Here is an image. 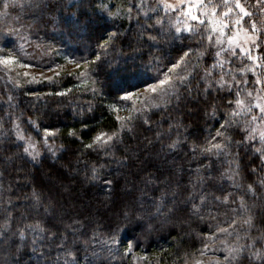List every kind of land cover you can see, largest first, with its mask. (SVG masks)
<instances>
[{
  "label": "trees",
  "instance_id": "16d2710c",
  "mask_svg": "<svg viewBox=\"0 0 264 264\" xmlns=\"http://www.w3.org/2000/svg\"><path fill=\"white\" fill-rule=\"evenodd\" d=\"M132 2L38 0L62 32L71 58L85 70L52 81L14 82L11 90L0 81V226L7 207L17 220V213L31 217L25 224L38 220L64 234L76 228L77 235H70L78 247L74 264H187L209 245L212 234L234 221L237 229L230 239L243 252L236 251L225 264H264L248 255L264 253V187L257 183L264 180L263 154L247 143L241 116L234 115L236 105H228L219 88L221 76L233 84L255 85L256 77L264 81V51L258 50L256 62L232 58L221 67L204 23L191 34L176 31L157 3L149 12ZM156 19L162 23L154 24ZM184 52L189 55L181 59ZM175 72L179 76L171 94L158 104L121 99ZM258 88L264 93V83ZM226 120L232 121L227 129L222 127ZM16 122L33 133L56 131L60 154L29 159L15 135ZM217 130L230 138L219 158L203 151L224 143ZM193 181L199 186L193 188ZM189 193H203L207 207ZM241 208L243 218L237 213ZM26 252L24 264L29 255L36 262L30 246ZM0 264H16L7 242L0 244Z\"/></svg>",
  "mask_w": 264,
  "mask_h": 264
},
{
  "label": "rangeland",
  "instance_id": "374dc122",
  "mask_svg": "<svg viewBox=\"0 0 264 264\" xmlns=\"http://www.w3.org/2000/svg\"><path fill=\"white\" fill-rule=\"evenodd\" d=\"M141 2L142 0H134L132 4H137L138 7L146 9L149 12L155 10L156 6L153 5L154 3H157V5L159 4L160 6L157 7L162 9V17L165 16L163 14L168 13L167 17H170L174 26L180 30L186 29L185 21L196 29L200 28L204 23L205 34L207 37H211V43L216 52L220 51L221 48L227 49L229 47L227 38L232 36L237 28L240 29L239 36L237 37L239 41L244 42L246 41L247 35L255 34L259 37L256 42L261 45V49H264V42L261 41V36L264 33L262 30L264 18H259V12L262 11L264 15V0H254L253 2H251V0H240L241 5L248 12L254 13L253 9L257 7L255 12L257 16L252 17L257 25L255 30L251 28L247 16L244 17L241 25L234 27L232 21L236 16L235 14H229V16L226 17L229 21V26L224 29L223 33L216 31V25L214 24V20L220 19L223 12L226 11V8L222 4V0H212L211 4L208 3V0H204V7H198L196 0H187V3L192 6V16L199 15L203 23L192 20L187 15L188 8L186 6L178 5L180 11L174 12L173 9L164 7L163 4H161V0H143V7H141ZM165 2L177 3V0H165ZM260 3H263V5L260 6ZM213 5L219 6L216 8L215 13H209V8ZM228 6L233 7L234 0H229ZM39 7L41 6L38 5V0H0V81L8 90L13 88L11 84L14 82L18 84H32L33 78L35 82L52 81L62 75L80 73L85 70L81 63L71 58L61 42V40L64 39L62 37V32L58 30L53 20L48 19L51 16L49 17V15ZM258 8L260 10H258ZM128 9H131V4L127 10ZM116 15L121 18L118 12H116ZM244 28L248 29L247 34L243 32ZM217 40L221 43L217 44ZM246 46L251 47L252 55L259 54L258 50L250 43H247ZM233 47H235V45H233ZM236 51L239 59L231 56L229 52H221L218 61L222 63L224 61H231L233 58L242 64V62H244L243 57L246 58V56L240 53L239 48H236ZM226 65H228V63H226ZM245 67L247 68L248 66L246 65ZM25 73H27V75H25ZM178 76L177 72H175L171 76L163 79L167 81L165 84H159V82L152 83V85H156V91L149 89L148 85L141 87L131 92V97L135 101L152 100L154 104H158V102L163 101L171 94L172 81ZM47 77H51V79H46ZM233 77H235V75L231 76L232 79ZM87 81L88 79L85 78L84 82L87 83ZM89 85H92V82H89ZM246 88L252 92L251 97H249L245 91H240L239 96L236 97L237 99L243 100L244 106L251 105L252 110L250 115L239 116H241L244 126L247 124L248 127V131H246L247 143L254 146L255 149H260L264 157V142H261L259 139V133L264 131V118L261 117L259 108L255 106L256 104L264 105V93L260 91L258 86L251 85V83H248ZM257 97H259V99H257ZM128 109L129 108L124 109L123 112L126 113ZM235 111L236 113L241 112L242 107L236 106ZM251 116H256L257 119L249 124L248 122L251 121ZM253 127L257 129L256 133H251V128ZM14 129L18 141L24 148H28L27 152L24 151L26 156L33 161L38 160L44 154L58 156L62 150L54 141V136L56 135V131L54 130L43 131L37 128L35 133H33L29 130L27 125H23L20 122L15 123ZM250 135H255L256 139H251ZM21 136L24 137V139H20L19 137ZM237 213L239 218H243L245 215L243 208ZM221 229L225 231L221 232ZM221 229L212 234L209 245L204 247L203 250L187 264H216V262L225 264L234 256V253L239 250L238 242L230 239L237 229L235 228L234 221ZM115 246L129 252L125 244H120L119 242L116 243Z\"/></svg>",
  "mask_w": 264,
  "mask_h": 264
},
{
  "label": "snow or ice",
  "instance_id": "6c2138e0",
  "mask_svg": "<svg viewBox=\"0 0 264 264\" xmlns=\"http://www.w3.org/2000/svg\"><path fill=\"white\" fill-rule=\"evenodd\" d=\"M208 3L211 4L212 0H208ZM161 4H163L164 7L167 8H171L175 11H180V7L179 6H186L188 8V13L187 15L192 19L195 20L199 23H203V21L200 20V16L199 15H195L192 16V6L190 4L187 3V0H177V3H166L165 0H161ZM196 4L198 7H204V0H196ZM222 4L223 6L226 8V11L223 12L222 17L218 20H214V24L216 25V31H218L219 33H223L224 29L227 28L229 26V21L228 19H226V17L229 16V14H235L236 18L232 21L233 26H239L242 24V21L244 19L245 16H247L249 18V22L251 25V28L253 30L256 29L257 25H256V21L252 19L253 17V13L248 12L242 5L240 0H234V6L233 7H229V0H222ZM7 6V5H6ZM157 6H160L159 4ZM219 5H213L211 8H209V13H215L216 8ZM141 7H143V0L141 2ZM238 10V11H237ZM132 10L128 9L127 10V14L131 15ZM152 17H149V19H151ZM139 23V21H137ZM162 21L159 19H156L154 21V24L159 25L161 24ZM186 24V29L190 34L194 31H196L193 26L191 24H188L187 21H185ZM151 30V29H148ZM176 31H180L179 28L176 29ZM244 33H248V29L244 28L243 29ZM240 33V29L237 28L236 31L234 32V34L232 36H229L228 42H229V47L227 49L225 48H221L220 51L215 52V57H220L221 56V52H229L231 54V56L236 57L237 59H239V56L237 54L236 48H239L240 53H242L244 56H246L250 61L256 62L259 57L252 55V49L249 46H246L247 43H250L252 46H254L257 50L260 51H264V49H261V45L259 43H257L256 41L259 39V37L255 34H249L246 36V41L241 42L237 39V37L239 36ZM199 35V33H197ZM207 39L210 41L211 37H207ZM105 43H107V41H105ZM221 42L219 40H217V44H220ZM233 45H235V47H233ZM189 51H192L191 49H189ZM189 55V52H184L183 56L181 57V59H183L184 57H187ZM214 57V58H215ZM230 61H224L221 63V67H223L224 64L229 63ZM173 67H176V65H173ZM245 71L244 68H240L239 72L243 73ZM253 73H255V68L252 69ZM231 74V70H229V73ZM25 75H27V73H25ZM46 79H51V77H47ZM233 80H235V77H233ZM35 82L34 78L33 81ZM167 81L166 80H160L159 84H165ZM255 85L259 86L261 83H264V81H261V79L259 77H256L255 81H254ZM248 84L247 80H243V81H239L236 80L235 84H233L231 81H225L223 79V76H221V79L219 81V88L221 89L225 102L228 105H233V103L236 106H241L242 107V111L239 113H234V115H250L251 114V110H252V106L248 105V106H244V102L243 100L240 99H236L235 101L232 100H228L227 97L232 96V95H236L239 96L240 91H245L246 94L251 97L252 96V92L247 90L246 85ZM148 88L151 89L152 91H156V85H152L149 84ZM185 92L187 94V87L185 88ZM60 95H64V93H59ZM132 93L130 92H125L123 94V96L121 97V99H127L129 97H131ZM257 99H259V97H257ZM256 107L259 108L260 111V115L262 118H264V105L261 104H256ZM213 115H215V113H213ZM118 119H121L120 117H118ZM257 117L256 116H251V121H249L248 123L250 124L251 122L256 121ZM232 121L230 120H226L224 125L222 127H224L225 129H227L230 125H231ZM237 123H239V121H237ZM45 131H48L47 129H45ZM248 131V127L247 124L245 126L244 129L241 130V134H244V132ZM257 129L256 128H251V133H256ZM115 135V134H114ZM101 136H103V134L97 136L95 139L97 141L101 140ZM216 136L221 137L222 140L224 141L223 144L221 143H215L212 144L211 147L204 149L203 151L210 153L214 156H216L217 158H219L223 152H227L228 151V144L230 142V138L225 136V133L217 130L216 131ZM20 139H24V137H19ZM216 137H213V139H215ZM251 139H256L255 135H250ZM113 137L109 136L108 137V141H112ZM259 139L261 142H264V131H261L259 133ZM34 146V145H33ZM176 145L175 143H173L172 145H170V148H174ZM87 147L91 148L92 145H87ZM214 150H221L219 152L214 151ZM257 152H260V149H255ZM24 151L27 152L28 148H24ZM193 151H195V149H193ZM264 158V157H262ZM206 168H211L212 165H206ZM97 168H93L92 172H93V179L97 178L96 177V173H97ZM253 172H255V169H252ZM109 184L111 183V181L108 182ZM193 188L198 187V182L193 181ZM258 184L264 186V180H260L257 181ZM248 190L251 191L252 187L251 185H248ZM189 195L192 196L193 200L199 199L200 201L203 202V206L207 207V199L206 197L203 195V193H201L199 196H195L192 193H189ZM33 199L36 200V210L38 211V202H39V197L34 193L33 194ZM214 199H218L215 198ZM241 202L243 203V197H241ZM8 204H11V200L8 201ZM159 210V209H158ZM47 211V210H45ZM192 211L193 212H197L198 209L196 207V205L193 203L192 205ZM3 217H4V223L2 226H0V244L7 242L8 246L11 248V255L13 257L14 260H16V264H24V256L27 255L26 249L29 248L30 246V250L31 253L36 255V262H33L31 259V256L29 255L28 257V264H74V262L77 259V255H78V247L76 245H72L71 241H70V235L75 237L77 235L76 232V228H73L70 234H64V233H60L59 231H53L51 228H45L42 227L40 224V221H36L35 224L33 223H23L24 220L26 219H30L31 217L25 216L22 213H17V216H20L21 219L17 220L16 217L12 216L11 213L9 212L8 208L5 207L3 213H2ZM121 215H124L125 219H128V216L125 215L123 212H121ZM133 216L136 215V212L132 213ZM246 223L248 221H245ZM76 227H80V223L74 222ZM22 225V226H21ZM53 227H56L55 225H53ZM29 230H31V234L29 233ZM67 231V230H66ZM117 231H119V228H117ZM221 232L225 231L223 229L220 230ZM112 239V243L116 244L118 243L115 240V237H111ZM255 242V241H254ZM205 247H207V245H205ZM76 249V251H73V249ZM55 252V255L53 256L51 253ZM238 251L243 252V249H239ZM61 253H63V255H61ZM248 255H251L254 259L256 260H260V259H264V253H260V252H255V253H248ZM111 257V254H110ZM230 257H231V253H230ZM216 264H219V262H216Z\"/></svg>",
  "mask_w": 264,
  "mask_h": 264
}]
</instances>
